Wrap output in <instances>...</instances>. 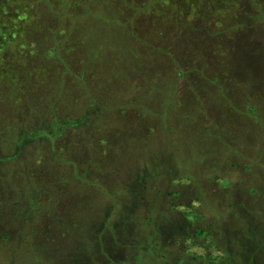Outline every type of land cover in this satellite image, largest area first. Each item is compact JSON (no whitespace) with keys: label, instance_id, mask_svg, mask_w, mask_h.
<instances>
[{"label":"rangeland","instance_id":"rangeland-1","mask_svg":"<svg viewBox=\"0 0 264 264\" xmlns=\"http://www.w3.org/2000/svg\"><path fill=\"white\" fill-rule=\"evenodd\" d=\"M12 6L19 36L38 46H17L0 23V44L14 43L0 53V264H244L246 241L260 233L253 223L264 220L242 213L264 203V0ZM111 75L122 81L107 96ZM58 79L72 102L58 98ZM79 80L92 103L79 99ZM91 104L93 134L46 140L67 125L69 106L78 118ZM122 109L118 123L133 134H105ZM101 137L114 144L105 154ZM68 141L75 154L62 156ZM255 260L264 264V250Z\"/></svg>","mask_w":264,"mask_h":264},{"label":"crops","instance_id":"crops-1","mask_svg":"<svg viewBox=\"0 0 264 264\" xmlns=\"http://www.w3.org/2000/svg\"><path fill=\"white\" fill-rule=\"evenodd\" d=\"M81 69H88V68H84V67H82ZM107 71H110L109 69H106ZM89 71H94L93 69H90ZM95 73V72H94ZM96 74L98 75V73L96 72ZM96 76V75H95ZM112 76V75H111ZM94 77V76H93ZM262 79H261V82H260V84L258 85L259 86V92H260V94H259V99H258V103H259V105H260V108H259V115H260V118L262 119V123H264V77L261 75L260 76ZM58 83H57V85H59V87L57 88V91H55V92H57V96H58V98H60L61 100L60 101H69V102H72V100H73V97L71 96V97H69V95L72 93L73 95H75V93H73L72 92V87L69 89V88H67V91H68V95H67V93L65 92L66 91V88H65V85L63 86V84H62V81H61V79H58ZM80 81V83L78 84H76V82L74 83V90H76L77 91V87L79 88V90H78V94H79V99L80 100H83L84 102H86L87 100H89V101H91V103L93 102V101H95V98L94 97H91V95H90V92H89V89H88V87H89V85H86L87 83H85V80H82V82H81V80H79ZM110 81V83L109 82H107V83H102V84H104V85H102V86H100V84H97V86L99 87H102V88H105V90H103L102 92H106L105 94L108 96L109 94L112 96V95H114L115 94V92H117L118 93V82H120V81H122V80H120L119 81V79H118V76H112L111 77V80H109ZM116 84V85H115ZM109 85H112L111 86V88L109 87ZM81 86H82V89H81ZM104 86V87H103ZM108 89H107V88ZM114 88V89H113ZM71 90V91H70ZM129 90V89H128ZM126 91V94L129 92V91ZM109 93V94H108ZM90 95V97H91V100H90V98H88L86 95ZM104 94V93H103ZM131 94H132V90H131ZM134 94H136V93H133L132 95H131V97L134 95ZM247 95V97H248V100H247V102H249L250 101V99H253V97L250 95V93L249 94H246ZM249 95V96H248ZM256 97H257V95H256ZM69 98V99H68ZM220 98H221V100H223V101H225V102H228V101H230V99L231 98H228L227 96L225 97V95L221 92V96H220ZM223 98V99H222ZM63 99H65V100H63ZM54 100H56V97H55V99ZM232 100V99H231ZM242 100H244L243 98H242ZM253 100H256V99H253ZM57 101H59L58 99H57ZM89 106V107H88ZM88 106H86L85 108H84V110L82 111V115L81 116H78V118L76 117V116H73L72 118H70L71 116H69V108H70V106L68 107V120H67V125H64V126H62V128H60L55 134H51V136H46V140L50 143V144H55V143H57V141L60 139V136L63 134V136L64 135H66V134H68L67 132H69V133H71L72 135H73V131L75 130V131H86L88 128H92V131L91 132H89V133H92V132H94V122H92V119L91 120H87V118L88 117H96V116H98V111L97 110H95V109H93L94 107H93V105L91 104V105H88ZM103 108H104V106H103ZM105 108H107V107H105ZM91 110V111H90ZM74 112V111H73ZM67 113V112H66ZM101 113V112H100ZM137 113V112H136ZM63 114V113H62ZM126 114H128L127 112H125L124 111V109H122V111L121 112H118V116L116 117V122L118 123V118H123V117H127L128 115H126ZM103 116V114H101L100 115V117H102ZM69 118H70V120H69ZM87 120V121H86ZM114 124V125H110V128H108V130H107V128L105 129V131H104V133L105 134H108V132H112V133H119V132H123V134H126L127 132H129V134H133V132H134V128H135V126L133 125L132 126V128L131 127H124L123 126V123H118V124ZM90 128V129H91ZM264 131V130H263ZM47 133H49L48 131H47ZM103 133V134H104ZM71 134L69 135V137L67 138V139H69L70 138V136H71ZM93 134V133H92ZM264 134V133H263ZM38 138H45V136L44 135H40V136H38V137H34V138H31V139H28V138H22V136H20V140L17 142V145H15V146H12V148H15L16 150H18V149H21L22 147H23V145L24 144H26V143H28V142H30V141H32V140H35V139H38ZM106 140H107V137L105 138ZM105 139H103L102 137H101V141H99V144H100V146H101V149H102V152L105 154V153H107V150H108V148H109V146H110V148H111V146L112 145H114L113 143H109L108 141H106ZM16 143V142H15ZM14 143V144H15ZM59 144V143H58ZM64 145V144H63ZM75 145H77L75 142H71V141H68L67 142V145H65L66 147H64V146H58L57 147V149L59 150V151H61V155L63 156V154H62V150H65V148H68V151L69 152H71L73 149V153L75 154ZM118 145H120V144H118ZM88 146L90 147V150H93V148H92V144H91V146H90V143H88ZM261 146V148H263L264 149V147L262 146V145H260ZM55 148H56V146H55ZM123 150L122 152H123V156H125V155H127V154H129V152L127 151V149H125V148H123V146L122 145H120V150ZM57 152H55V150L53 149V151H52V155H53V157L55 158V155H57L56 154ZM118 154H119V151L117 152ZM121 155V153L119 154V156ZM75 156V155H74ZM73 155H71V154H69V158L67 159V158H65L67 161H72L73 160V158H75ZM78 158L81 160V158H80V156H79V153H78ZM56 159V158H55ZM91 159V157H88L87 156V159H86V161L85 162H81V168L82 169H84V164H86L87 163V165H88V163L91 165L92 164V161L90 160ZM68 164V163H67ZM70 167H71V164H68ZM80 167V166H79ZM72 170V169H71ZM86 172H88V169L87 170H82V174H84V173H86ZM72 174H73V171H72ZM262 175V174H261ZM260 175V176H261ZM73 178H74V176H73ZM259 180H260V182L263 184L264 183V178H262V177H260L259 178ZM259 190H261V188L259 189ZM262 194H263V192H264V188L260 191ZM259 194V193H258ZM259 197H261V195L259 194ZM260 205V207H258L259 209H257V208H254L255 206H246V207H243V211H242V213L244 214V212L245 213H247V214H250V213H253V214H258V212L257 211H264V203H260L259 204ZM261 205H263V206H261ZM248 220L249 221H251L250 223H253V221L251 220V217H249L248 218ZM264 222V220L262 219L261 220V222L260 223H258V224H256V223H253V224H255V225H259V227H258V231H260V233H257L256 232V235L254 234V236H253V239H252V243H249V241H246V247H247V249L245 250V255H244V260H245V262H247V263H254V264H258V262L259 261H256L255 260V258H256V255H257V253H258V251H261V250H264V224H262ZM249 226V225H248ZM249 228V227H248ZM262 231H263V233H262ZM245 262H243L244 264H247V263H245Z\"/></svg>","mask_w":264,"mask_h":264},{"label":"trees","instance_id":"trees-1","mask_svg":"<svg viewBox=\"0 0 264 264\" xmlns=\"http://www.w3.org/2000/svg\"><path fill=\"white\" fill-rule=\"evenodd\" d=\"M15 1H19V0H0V23L2 25H5V27H8L9 33H11L13 36L18 34V37L17 36L15 37V42H14L17 46H29L30 44L32 45L35 40L33 39V37H31V35L26 36V33H24V36L23 35L19 36V33L22 32V30H23L22 26L17 21V20H21V18H22L21 13L19 12L21 8H19V9L13 8L12 5ZM21 1H23V0H21ZM44 1H47V0H44ZM63 2H64V0H62V5H63ZM82 3H84V1ZM7 5H10V6L7 7ZM80 6H81V4H80ZM64 10H65V7H62L63 13L67 14V16H68L69 14L66 13ZM1 24H0V30H2V27H3L4 30L6 31L5 27L2 26ZM31 26H33L36 29V27L34 25H31ZM14 43L12 41L11 42L5 41V42L1 43L0 44V53L2 52L3 49L5 51L6 49H8L9 46L13 45ZM37 46L38 45L33 44L32 45L33 48L32 47L31 48L29 47V48L35 49ZM13 64L15 65V67H17V66H19V61H16ZM5 80L7 81V77ZM6 81H5V84L7 85ZM197 231H198V229L196 228L195 233L193 235L194 238H198Z\"/></svg>","mask_w":264,"mask_h":264}]
</instances>
